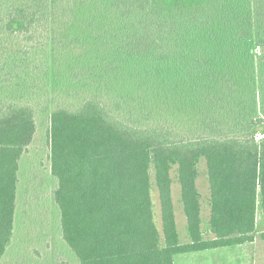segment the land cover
Wrapping results in <instances>:
<instances>
[{"label":"trees","instance_id":"16d2710c","mask_svg":"<svg viewBox=\"0 0 264 264\" xmlns=\"http://www.w3.org/2000/svg\"><path fill=\"white\" fill-rule=\"evenodd\" d=\"M42 90L51 95L53 199L79 264H175L176 254L255 240L259 205L264 213V0H0V260L15 235L20 164ZM201 158L213 238L202 229Z\"/></svg>","mask_w":264,"mask_h":264},{"label":"rangeland","instance_id":"374dc122","mask_svg":"<svg viewBox=\"0 0 264 264\" xmlns=\"http://www.w3.org/2000/svg\"><path fill=\"white\" fill-rule=\"evenodd\" d=\"M31 93V92H30ZM32 103L38 107L37 134L23 155L20 164V182L17 198L15 235L0 264H79L74 253L61 236L60 216L53 192L56 181L51 173L50 148L47 142L50 94L41 91ZM41 95V96H40ZM197 186L202 194V229L205 238H213L210 231V182L207 160L201 158L198 164ZM155 172L152 169V189L154 219L164 240L161 204ZM173 178L172 197L177 228L181 243L191 241L187 228V216L182 203V189L178 181L177 166L171 171ZM264 213L257 209V225L254 242L226 246L203 251L176 254L175 264H264Z\"/></svg>","mask_w":264,"mask_h":264},{"label":"crops","instance_id":"0c3cea01","mask_svg":"<svg viewBox=\"0 0 264 264\" xmlns=\"http://www.w3.org/2000/svg\"><path fill=\"white\" fill-rule=\"evenodd\" d=\"M209 219H210V217H209ZM255 238H256V236H255ZM254 242V241H253Z\"/></svg>","mask_w":264,"mask_h":264}]
</instances>
